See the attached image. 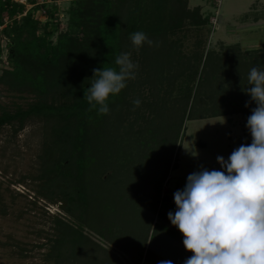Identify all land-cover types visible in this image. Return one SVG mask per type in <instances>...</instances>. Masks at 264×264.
Listing matches in <instances>:
<instances>
[{
  "label": "rangeland",
  "instance_id": "rangeland-1",
  "mask_svg": "<svg viewBox=\"0 0 264 264\" xmlns=\"http://www.w3.org/2000/svg\"><path fill=\"white\" fill-rule=\"evenodd\" d=\"M17 1L25 5L23 14L33 6L27 0ZM133 1L136 0H129L130 7ZM41 3L46 7L34 11L40 24L47 20L46 8L55 5L58 31L66 30L71 0H36V4ZM170 5L171 0H163L162 9L156 12L160 14V32L166 34L165 44L175 54L161 82L152 85L145 79L147 61L146 54L142 55L143 48L151 51L159 44L156 40L148 37L153 41L152 46L145 43L139 50L130 38L121 43L120 54L131 53V60L138 68L136 78L126 81L124 102L114 105L106 118L109 127L112 124L118 127L124 139L115 144L117 150L108 158L110 161H94L82 181L86 204L103 205L98 214L86 215L80 227L90 252L83 256V264H159L162 260L184 264L192 253L185 249L183 234L168 218L170 211H176L174 192L185 187L187 176L193 172L222 169L216 157L227 159L242 142L252 138L246 127L248 116L243 111L200 119L185 117L178 133L175 117L168 122L163 118L155 122L153 136H147V131L141 136L140 127H149L146 120L155 115V105L151 108L146 105L153 102L154 94L157 101L168 103L190 91L193 94L199 77L206 78L209 70L214 69L211 66L216 64L217 56L225 59L229 47L238 46L247 54L264 51V0H178L176 11L169 19ZM152 17L157 19L155 15ZM52 38L56 39V33ZM0 45L1 74L8 67L6 57L11 45L4 33H0ZM207 88L203 83L200 90ZM36 99L32 91H18L0 83V111L26 108ZM135 99L141 101L139 107L133 104ZM162 111L166 115L164 105ZM46 126L44 118L36 116L26 119L24 127L16 132L10 125L0 126V264H66L65 259L78 264L70 255L58 262L47 258V239L53 232L54 217L71 220L73 225L78 221L63 211L61 202L39 193L42 180L36 176L48 136ZM105 146L115 149L110 141ZM164 174L158 197L156 184ZM162 196H167L168 202ZM158 212L164 217L158 218ZM91 221L94 229L88 225ZM101 225L106 227L105 231L102 229L105 237L97 233ZM98 250L105 254V262L98 263Z\"/></svg>",
  "mask_w": 264,
  "mask_h": 264
},
{
  "label": "trees",
  "instance_id": "trees-1",
  "mask_svg": "<svg viewBox=\"0 0 264 264\" xmlns=\"http://www.w3.org/2000/svg\"><path fill=\"white\" fill-rule=\"evenodd\" d=\"M27 1L33 6L23 14V3L17 0H0V33H4L11 42L6 57L8 67L0 74V83L18 91H32L37 99L26 108L20 107L13 111L2 108L0 126L10 125L16 132L24 127L29 117L44 118L49 131L39 157L40 166L36 176L42 180L39 193L51 201L61 202L63 211L78 221L77 225H73L71 220L54 217L53 232L47 239V258H54L58 262L70 255L75 263L83 264V256L90 252L87 250L88 240L84 241L85 235L80 227L86 215L89 217L92 212H100L103 205L95 207L87 205L88 202L86 204L82 181L89 166L98 160L103 163L110 161L108 158H112L117 150L115 144L124 139L123 134H119L118 127H114V124L109 127V122L106 121L109 113L97 115L96 110L87 111L90 105L84 98V92L94 79L93 69L117 67L114 61L120 54L121 43L128 40L137 27L148 28V32L144 33L159 43L151 51H145V48L142 50V55L146 54L145 79L148 83L155 85L163 80V73L171 68L175 54L170 45L165 44L166 34L160 32L162 30L159 28L160 18L156 12L162 9L163 0H136L132 7L129 0H71L67 9L68 25L61 32L54 21L57 10L55 5L46 8L47 20L40 24L34 17V11L46 7L45 4H36V0ZM177 2L178 0H171L169 19L176 11ZM152 15L157 16V19ZM39 29L41 32H38ZM55 33L56 39L53 40ZM229 49L225 59H221V55L217 56L216 64L211 66L214 69L209 70L206 78L199 77L193 94L190 91L174 97L170 103L165 100L157 101V95L155 97L154 94L153 102L146 105L148 108L155 105L152 108L155 115L146 120L149 127H140L141 136L145 131L148 132L147 136H153L155 122L158 120L159 123L163 118L168 122L175 117L178 133L185 117L200 119L239 111L249 117L256 103L246 91L252 87L248 84V75L253 67L264 70V51L258 54L254 50L247 54L241 52L238 46ZM1 52L0 45V56ZM203 83L208 85L206 91L200 90ZM127 88L126 86L118 95H110L107 101L110 110L114 105L124 102L123 93ZM168 93L171 94V90ZM163 105L167 109L166 115L162 111ZM251 140L252 138L242 144H250ZM109 141L113 142L115 149L106 148L105 143ZM94 150L96 156L92 154ZM166 174L158 178V197ZM161 199L168 202L167 196H162ZM162 216L164 217L158 212V218ZM101 223L107 226L103 221ZM88 225L94 227L92 221ZM103 225L97 233L105 237L102 232L106 227ZM124 247L131 253L129 247L123 245ZM100 252L96 251L98 263L99 260H106L105 254ZM112 259L117 262L116 257ZM65 261L66 264H72L70 260Z\"/></svg>",
  "mask_w": 264,
  "mask_h": 264
},
{
  "label": "clouds",
  "instance_id": "clouds-1",
  "mask_svg": "<svg viewBox=\"0 0 264 264\" xmlns=\"http://www.w3.org/2000/svg\"><path fill=\"white\" fill-rule=\"evenodd\" d=\"M130 39L137 50L153 44L143 31L133 32ZM114 63L117 67L93 69L94 79L84 92L87 111L107 115L110 95H118L126 81L136 78L138 65L131 53L119 54ZM248 84L252 87L246 91L256 103L246 124L251 143L240 145L227 159L217 156L223 170L193 172L185 187L174 192L176 211L168 218L192 253L184 264H264V70L253 67ZM140 103L133 101L136 107Z\"/></svg>",
  "mask_w": 264,
  "mask_h": 264
}]
</instances>
